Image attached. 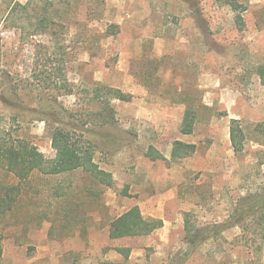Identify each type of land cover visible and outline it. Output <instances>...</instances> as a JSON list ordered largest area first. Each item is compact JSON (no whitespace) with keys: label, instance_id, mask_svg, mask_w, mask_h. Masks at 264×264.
Here are the masks:
<instances>
[{"label":"rangeland","instance_id":"374dc122","mask_svg":"<svg viewBox=\"0 0 264 264\" xmlns=\"http://www.w3.org/2000/svg\"><path fill=\"white\" fill-rule=\"evenodd\" d=\"M14 1L30 3L7 16ZM238 1L241 29L216 0H0V125L47 158L54 129L78 126L75 138L114 182L81 169L34 173L0 216V264H264V209L218 232L264 194V0ZM58 68L70 94L57 90ZM98 85L131 96L111 101L107 123ZM183 98L197 109L190 135L180 132ZM232 118L246 136L239 154ZM175 140L196 149L170 162ZM150 146L166 159L152 160ZM15 183L0 170V185ZM134 205L162 226L109 238L110 222ZM187 217L212 237L187 243Z\"/></svg>","mask_w":264,"mask_h":264},{"label":"trees","instance_id":"16d2710c","mask_svg":"<svg viewBox=\"0 0 264 264\" xmlns=\"http://www.w3.org/2000/svg\"><path fill=\"white\" fill-rule=\"evenodd\" d=\"M216 1L228 6L231 10L238 12L239 15L235 18V24L241 29L244 26L242 14L246 10V6L238 0ZM28 3H30V1L24 4L17 1L12 2L7 16L13 13H18L17 10H27ZM38 23L39 25H44V19L39 20ZM45 29L46 26H43L41 33L46 32ZM58 69L60 73V86L57 90L70 94L71 88L65 77L64 69ZM257 73L264 81L263 65L257 67ZM43 78L46 79V77ZM95 90V95L100 96V99L102 96H105L101 102V104L103 103L101 112H99V115L103 116L105 119V123L109 122V119L112 117L113 107L111 106V101L113 99L121 101H129L131 99L130 95L107 86L98 85ZM183 102L185 104V110L180 124V132L184 135H190L192 134L196 123L197 109L187 99L183 98ZM103 111H107V116L104 117ZM77 129H79V127L74 126L73 124H67V127L60 126L55 128L51 137V146L55 150V156L53 158H47L36 146L23 143L19 137L15 136L12 132L0 125V170L10 174L17 180V183L15 184L0 185V216L13 209L16 205L18 196L22 192V184L25 183L34 173L56 175L81 169L88 173L98 184L107 187L113 186L114 182L111 173L100 168L94 161L92 145L75 138L73 132L77 131ZM229 140L232 150L239 154L243 150L246 136L238 119H230ZM195 149L196 146L194 144L175 140L172 144L169 161L176 162L191 155ZM147 155L151 157L152 160L166 159L162 153L152 146L149 147ZM124 193H127L126 190H124ZM255 198L257 200L256 204L248 206L250 208H248L246 204L241 206V210L235 213L232 222L228 223V225H221L218 232H222L230 227L238 225V223L244 219L245 215H248L249 213L252 215L259 213L258 218L262 219L263 213H260V211H263L264 205H261L260 203L262 202L260 201H264V194H257ZM161 226V219L143 216L139 207L134 205L110 222L108 236L111 239H118L123 237L148 235ZM184 229L186 232L185 238L187 239V243L191 246L200 245L212 237L211 235L201 233L202 229L193 225L191 226L188 217L185 218ZM110 250H113L124 258H128L130 255V248L128 247L117 246L110 248ZM2 253L3 250L0 235V259Z\"/></svg>","mask_w":264,"mask_h":264}]
</instances>
